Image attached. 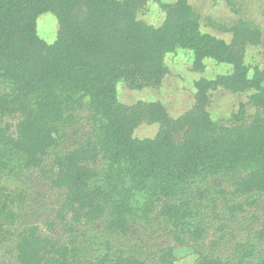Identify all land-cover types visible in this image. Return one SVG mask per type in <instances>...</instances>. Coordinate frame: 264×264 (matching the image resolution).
Masks as SVG:
<instances>
[{
  "label": "trees",
  "instance_id": "1",
  "mask_svg": "<svg viewBox=\"0 0 264 264\" xmlns=\"http://www.w3.org/2000/svg\"><path fill=\"white\" fill-rule=\"evenodd\" d=\"M149 1L165 10L163 23L156 27L137 16ZM233 4V1H230ZM53 13L59 23L54 42L42 39L38 18ZM232 34L230 41L201 29V15L190 0H0V82L5 92L0 105L8 114L22 118L11 129L0 128L3 158L16 156L21 169L40 170L52 187L63 190L59 210L61 222L105 219L110 230L127 232V192L119 196L92 188L89 180L103 164L112 171L132 173L133 182L152 183L148 211L175 229L180 247L192 246L199 254L196 264H232L197 250L203 228L191 221L190 201L176 191L177 182L188 183L201 171L243 173L234 182V194L255 198L264 195V68L246 62L248 46L264 44L261 27L240 19L227 26L212 22ZM177 48L194 51L193 68L203 70L204 60L213 58L233 66L230 73L195 82L193 106L172 117L159 100H139L130 105L119 100L117 82L132 90L162 85L169 73L166 56ZM239 93L252 91L249 103L256 108L246 119L247 104L241 103L230 123L216 122L208 111L211 91L218 88ZM63 100L87 113L86 136L61 146L60 125L66 116ZM159 124L153 137L136 136L143 124ZM177 135H182L178 142ZM52 155L53 166H44ZM254 203V201L252 202ZM16 213L0 195V242ZM264 225V223H263ZM14 235V233H11ZM190 236L193 243L187 242ZM18 264H72L75 249L30 226L17 234ZM264 241V226L258 232ZM196 245V246H195ZM176 246L155 253L156 264H176ZM254 249L236 264H264V252L257 261H245ZM89 264H146L135 255L109 252Z\"/></svg>",
  "mask_w": 264,
  "mask_h": 264
},
{
  "label": "rangeland",
  "instance_id": "2",
  "mask_svg": "<svg viewBox=\"0 0 264 264\" xmlns=\"http://www.w3.org/2000/svg\"><path fill=\"white\" fill-rule=\"evenodd\" d=\"M170 3L174 0H162ZM233 1V4H230ZM191 5L201 15V29L220 38L230 41L232 34L216 28L212 22L232 25L240 19L251 20L258 24L263 31L264 42V0H190ZM137 16L156 27L165 18V10L156 1H149L137 10ZM59 23L57 17L47 12L38 18V31L42 39L49 43L55 41ZM246 62L252 71L256 67L264 68V44L248 46ZM205 68H193L194 51L187 48H177L166 56L169 73L161 86L147 87L142 90H132L125 81L117 82V95L121 102L134 104L139 100L161 101L172 117H178L189 110L195 102V82L200 78H215L219 74L230 73L233 66L219 63L213 58L204 60ZM0 82V95L4 90ZM252 91L231 92L222 87L211 91V102L208 111L218 123H230L232 115L239 110L241 103L247 104L246 119L256 112L249 97ZM66 116L60 125L63 135L61 146L72 144L70 140L86 136L89 131L82 108H78L67 100H63ZM6 107L0 105V128L7 125L13 134L15 124L22 118L20 112L8 114ZM159 124H141L136 130L140 138L153 137L159 131ZM182 135H177L179 142ZM0 145V195L8 204V209L16 213L14 224L7 226L6 237L0 242V264H18L16 246L17 234L30 226H38L40 232L52 236L60 244H69L75 249L72 264H89L101 254L109 252L116 257L121 254L135 255L146 264H156L155 253L169 246H176V264H196L199 254L192 246L180 247L175 240V229L165 219L157 215L159 208L147 210L152 183L136 185L132 173L112 171L103 164L96 167V174L89 180L92 188H101L105 192L119 196L127 192L129 206L132 209L128 217L129 230L121 232L110 230L105 219L88 222L83 219L74 223L67 218V224L59 219V210L66 193L52 187L45 175L37 169H21L16 156L11 157ZM53 156L45 159L44 166H53ZM243 173H211L201 171L199 176L190 182H177L176 191L190 201L191 220L203 228V234L198 239L197 250L236 264L244 254L254 249L252 258L256 260L264 252V241L258 238V232L264 223V195L246 198L234 194V182ZM254 201V203H252ZM11 233H14L12 235ZM186 241L193 243L187 235Z\"/></svg>",
  "mask_w": 264,
  "mask_h": 264
}]
</instances>
